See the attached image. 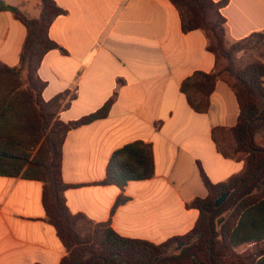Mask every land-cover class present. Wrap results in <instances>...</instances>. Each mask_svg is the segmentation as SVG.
<instances>
[{"label": "crops", "instance_id": "crops-1", "mask_svg": "<svg viewBox=\"0 0 264 264\" xmlns=\"http://www.w3.org/2000/svg\"><path fill=\"white\" fill-rule=\"evenodd\" d=\"M34 18L42 0H4ZM222 1V0H215ZM59 16L50 37L61 49L44 57L38 76L47 83L45 101L68 94L60 113L65 122L101 109L115 98L107 118L70 131L63 148V180L71 185L67 204L95 223H110L122 237L163 244L184 236L200 212L187 204L206 198L202 167L215 184L245 168L242 154L229 150L217 128H234L240 105L225 81H218L207 113H198L181 90L195 72L215 71L203 31L184 33L170 0H56ZM228 38L240 41L264 30V0H229L222 9ZM27 27L0 11V62H21ZM144 142L153 147L155 175L124 188L103 185L114 153ZM230 148V146H229ZM44 185L0 176V264H60L68 251L46 221ZM120 197L126 203L112 210Z\"/></svg>", "mask_w": 264, "mask_h": 264}, {"label": "trees", "instance_id": "trees-1", "mask_svg": "<svg viewBox=\"0 0 264 264\" xmlns=\"http://www.w3.org/2000/svg\"><path fill=\"white\" fill-rule=\"evenodd\" d=\"M177 8L184 33L203 31L208 50L215 55V71H197L181 87L191 107L207 113L218 81H225L240 105L237 125L217 128L214 139L225 157L229 154L217 138L232 137L235 152L242 154L245 168L225 182L215 184L201 169L208 190L206 198L187 204L200 212L195 227L184 236L163 244L120 236L110 223H95L85 214H74L67 204L71 185L63 180V148L70 131L107 118L115 98L98 111L68 123L60 119L68 94L45 101L47 87L38 71L47 53L61 49L50 37L55 20L67 12L56 0H42L41 15L34 18L20 7L0 0V11H10L27 27L28 34L18 67L0 62V176L22 177L44 185L46 221L53 225L68 255L60 264H264V147L256 137L264 136V30L240 41L228 38L227 18L222 9L229 0H170ZM260 52L237 72L239 55ZM155 175L153 147L136 142L112 156L103 185L124 188L130 181ZM229 193L217 207L218 199ZM120 197L112 213L126 203ZM180 244L183 246L180 248ZM252 250L240 252V248Z\"/></svg>", "mask_w": 264, "mask_h": 264}, {"label": "rangeland", "instance_id": "rangeland-1", "mask_svg": "<svg viewBox=\"0 0 264 264\" xmlns=\"http://www.w3.org/2000/svg\"><path fill=\"white\" fill-rule=\"evenodd\" d=\"M256 59H260V52L257 51V52H253L247 56L245 55H239L236 59V63H235V66H234V71H238L240 69H242L245 65H247L248 63H251L253 60H256ZM261 104L264 105V103L260 100ZM224 142L225 143H228L229 146L227 147V149L229 150H232V149H235V142L233 140L232 137L228 136L227 135V140H225V135H224ZM256 142L258 145L264 147V136H262L261 134H259L257 137H256ZM223 146V145H222ZM226 148V146H223ZM246 250H252L251 247H243V248H240V252H245Z\"/></svg>", "mask_w": 264, "mask_h": 264}, {"label": "water", "instance_id": "water-1", "mask_svg": "<svg viewBox=\"0 0 264 264\" xmlns=\"http://www.w3.org/2000/svg\"><path fill=\"white\" fill-rule=\"evenodd\" d=\"M229 193H227V194H224L223 196H221L219 199H218V201H217V203H216V205H217V207H219V206H221L222 205V203H224L226 200H227V198L229 197ZM183 246V244H180V248Z\"/></svg>", "mask_w": 264, "mask_h": 264}]
</instances>
